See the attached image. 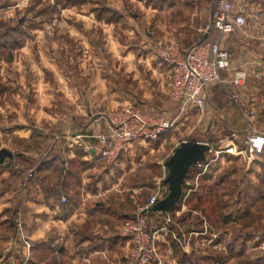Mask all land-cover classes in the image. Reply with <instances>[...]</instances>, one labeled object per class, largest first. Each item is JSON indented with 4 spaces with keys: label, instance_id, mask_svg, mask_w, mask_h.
Instances as JSON below:
<instances>
[{
    "label": "crops",
    "instance_id": "crops-1",
    "mask_svg": "<svg viewBox=\"0 0 264 264\" xmlns=\"http://www.w3.org/2000/svg\"><path fill=\"white\" fill-rule=\"evenodd\" d=\"M122 2L92 3L119 13L122 19L118 23H108L89 12L80 16L81 30L78 23L69 27L70 38L80 49H30L24 45L3 53L0 136H6L8 142H1L0 149L17 154L0 165L1 228L8 231L0 249L2 264H21L19 253L24 249L16 241L17 225L32 243L27 264H120L128 252V242L120 235V220L131 217L135 210L123 212L106 205V196L115 187L102 190L99 184L88 182L97 166L114 165L144 141L133 142L127 153L108 165L99 158L93 136L106 131V115L123 105L136 107L147 118L164 117L170 108L179 112L167 98L170 67L155 57V46L174 35L184 52L205 35L204 41H215L217 33L207 28L215 0H191L188 6L180 1L176 20L164 13L157 15L155 9L129 19L120 8ZM233 3L234 11L245 17L246 26L221 38V47H237L227 49L231 52L230 71L222 75L227 80L235 71L264 65V0ZM124 76L129 77L130 87L124 86ZM12 140L24 144L11 145ZM33 141L40 146L35 152L25 148ZM197 167L189 169L184 198L174 210L178 222H173L171 230L179 242L171 235L164 237L172 252L170 261L179 264L177 253H181L191 264H264V222L256 225L251 220L255 207L264 203V175L254 177L260 184L253 187L259 193L257 201H251L249 192L235 216L237 203L215 207L203 185L210 180L203 173L192 174ZM31 169L34 175L21 189ZM103 203L105 206L100 205ZM208 212L217 221L211 222ZM161 223V213L148 215L150 228Z\"/></svg>",
    "mask_w": 264,
    "mask_h": 264
},
{
    "label": "rangeland",
    "instance_id": "rangeland-1",
    "mask_svg": "<svg viewBox=\"0 0 264 264\" xmlns=\"http://www.w3.org/2000/svg\"><path fill=\"white\" fill-rule=\"evenodd\" d=\"M143 1L138 3L133 0L129 4V0H124L120 8L129 19L132 15L139 16L155 9L159 13L157 15L165 14L174 20L175 17H179L177 14L180 11L179 2L183 1L187 5L191 0ZM102 2L106 0H0V37H3L2 35L7 37L5 40L0 39V49H20L24 45L30 49H80L81 45H77L68 33L69 27L77 23V28L82 29L80 16L90 12L95 18L100 15L108 23H118L122 19L116 11L114 15L104 13L103 11L107 9L103 5H99L101 8L92 6L94 5L92 3ZM172 36L171 38L175 40ZM3 43L6 46L4 48H2ZM225 49H237V47L230 45ZM155 57L160 59L156 54ZM261 57L264 58V51ZM1 58L2 54L0 61ZM244 71L247 75L246 83L235 89L240 95L238 105L227 99L225 89L218 85L211 86L210 106L203 114L193 108H187L186 115L183 113L179 115V112L176 113L170 108V112L167 111L164 117L175 120L171 130L154 142H143L139 146H133L130 153L120 157L112 166L105 164L97 166V169L90 173L88 183L99 184L102 190H107L110 186L115 187L108 194L110 196H106L109 197L106 205L109 204L113 209L123 212H132L147 202L149 195L158 184L163 187L162 191L165 189L167 191V187L162 184L167 175L163 164L181 142L192 140L206 143L210 147V152L206 154V163L202 167L192 168V174L203 173L205 179L210 180L203 185L217 209L226 203L228 205L237 203V208L234 210L237 216L242 210L241 203L248 200L246 195L249 196V192H251V201H257L259 193L254 192L253 187L260 184L255 182L254 177L259 174L264 175V163L255 158L249 160L243 153L245 128L241 112L249 108L254 109L256 131L264 135V65L255 70ZM122 81L124 86L130 87L129 77L124 76ZM1 142H8L6 136H0V145ZM18 144L22 146L24 143L11 141V145L19 146ZM25 148L35 152L40 146L33 141ZM13 168L19 167L14 165ZM198 183L200 184L201 181ZM239 190L241 193L237 194ZM226 195H229L228 199L224 198ZM1 202L0 197V204ZM100 205L105 206V203ZM259 211L263 214H258ZM170 215L173 222L177 223L178 216L175 212L170 211ZM206 217L211 222L217 221L215 215H210L209 212ZM251 218L255 223L257 222L256 225L260 221L264 222V203L260 204V207H255ZM123 221L120 220V226ZM1 223L0 216V249L3 247V235L8 233L1 228ZM24 251L19 253L20 258ZM2 263L0 261V264ZM13 263L15 264L14 261H9L8 264Z\"/></svg>",
    "mask_w": 264,
    "mask_h": 264
},
{
    "label": "built area",
    "instance_id": "built-area-1",
    "mask_svg": "<svg viewBox=\"0 0 264 264\" xmlns=\"http://www.w3.org/2000/svg\"><path fill=\"white\" fill-rule=\"evenodd\" d=\"M245 26L246 19L241 13L234 11L233 0H215L208 26L209 30L217 33L215 41H203L184 52L171 37L155 46L156 56L170 67L167 98L179 108V115L186 108H193L203 114L210 106L209 89L214 85L225 89L230 102L236 105L240 103V95L234 88L243 86L247 75L243 71H235L229 80L222 76L230 71L231 54L221 47L220 42L223 36L236 34ZM241 118L245 128L243 153L249 160L255 158L264 163V135L256 131L254 109L243 110ZM105 119L106 131L93 138L99 158L108 165L114 164L122 154L127 153L133 142H154L171 130L175 123V120L167 117L147 118L132 105L119 107L106 115ZM204 163L205 161L200 166ZM33 175V169L26 172L21 189ZM185 185H188L186 181ZM162 190L163 187L158 184L147 202L137 207L134 214L122 222L120 235L128 242V252L120 264H176L175 261H170L172 252L168 241L164 239L171 235L173 240L179 242L172 234L173 218L169 212L161 213L160 227L152 229L148 225L151 208L167 192ZM64 201L62 198V202ZM16 241L25 250L20 259L21 264H26L30 259L32 243L20 225L16 228Z\"/></svg>",
    "mask_w": 264,
    "mask_h": 264
},
{
    "label": "water",
    "instance_id": "water-1",
    "mask_svg": "<svg viewBox=\"0 0 264 264\" xmlns=\"http://www.w3.org/2000/svg\"><path fill=\"white\" fill-rule=\"evenodd\" d=\"M205 39L206 35L200 43ZM209 152L210 147L206 143L194 140L180 143L163 164L167 170V175L163 179L167 192L165 197L151 208V212L167 214L177 206L183 195V186L185 185L189 169L194 166H200ZM14 157L13 152L4 148L0 149V165L4 164L5 160H12Z\"/></svg>",
    "mask_w": 264,
    "mask_h": 264
},
{
    "label": "trees",
    "instance_id": "trees-1",
    "mask_svg": "<svg viewBox=\"0 0 264 264\" xmlns=\"http://www.w3.org/2000/svg\"><path fill=\"white\" fill-rule=\"evenodd\" d=\"M103 12H104V13L111 14V15H114V11L104 10ZM99 17H100V15H98L97 18H99ZM2 36H3V37H0V39L2 38V39L5 40V39L7 38L6 35H2ZM4 47H6V46H5V43H3V45H2V48H4ZM6 50H9V49H0V55L2 54V56H3V53H4V51H6ZM11 50H13V49H11ZM163 186H165V185H163ZM165 195H166V193H164V194L162 195V198H164ZM177 206H178V205H177ZM177 206H176L174 209H172L171 211H174V210L177 208ZM177 258H178V262H179V264H191V263L189 262V260L186 258V256L183 255V254H181V253H177Z\"/></svg>",
    "mask_w": 264,
    "mask_h": 264
}]
</instances>
